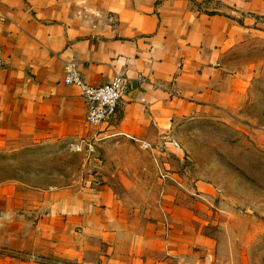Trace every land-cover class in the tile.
I'll list each match as a JSON object with an SVG mask.
<instances>
[{
	"label": "crops",
	"instance_id": "crops-1",
	"mask_svg": "<svg viewBox=\"0 0 264 264\" xmlns=\"http://www.w3.org/2000/svg\"><path fill=\"white\" fill-rule=\"evenodd\" d=\"M0 48V150L101 151L63 188L0 184V264L223 263L219 191L183 166L174 134L264 83V0H0ZM71 63L88 86L126 79L107 122L86 124Z\"/></svg>",
	"mask_w": 264,
	"mask_h": 264
},
{
	"label": "rangeland",
	"instance_id": "rangeland-1",
	"mask_svg": "<svg viewBox=\"0 0 264 264\" xmlns=\"http://www.w3.org/2000/svg\"><path fill=\"white\" fill-rule=\"evenodd\" d=\"M255 81L241 109L185 120L174 134L183 166L219 191L222 264H264V83ZM94 147L48 140L1 149L0 184L66 187L85 174Z\"/></svg>",
	"mask_w": 264,
	"mask_h": 264
},
{
	"label": "built area",
	"instance_id": "built-area-1",
	"mask_svg": "<svg viewBox=\"0 0 264 264\" xmlns=\"http://www.w3.org/2000/svg\"><path fill=\"white\" fill-rule=\"evenodd\" d=\"M2 63L0 48V66ZM63 83L79 89L86 106V124L92 127L99 126L114 116L126 92V79L118 75L102 86H88L80 78L73 63L65 71Z\"/></svg>",
	"mask_w": 264,
	"mask_h": 264
}]
</instances>
